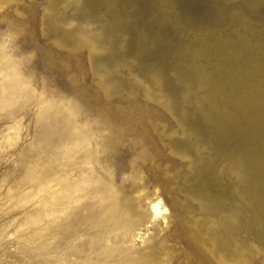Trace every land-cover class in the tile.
I'll use <instances>...</instances> for the list:
<instances>
[{
    "label": "rangeland",
    "instance_id": "obj_1",
    "mask_svg": "<svg viewBox=\"0 0 264 264\" xmlns=\"http://www.w3.org/2000/svg\"><path fill=\"white\" fill-rule=\"evenodd\" d=\"M262 59L264 0H0V264H264Z\"/></svg>",
    "mask_w": 264,
    "mask_h": 264
},
{
    "label": "bare ground",
    "instance_id": "obj_2",
    "mask_svg": "<svg viewBox=\"0 0 264 264\" xmlns=\"http://www.w3.org/2000/svg\"><path fill=\"white\" fill-rule=\"evenodd\" d=\"M229 9V8H228ZM228 11H235V10H228ZM237 11V10H236ZM240 12V11H239ZM240 13H242V12H240ZM244 16H246V15H244ZM247 17V16H246ZM246 53H256V50H255V48H251L250 50L248 49V50H246L245 51ZM262 60H264V59H262ZM256 61H258V60H255L254 62H256ZM254 62H252V63H254ZM153 209L156 211L157 209H158V205H154L153 206ZM237 257V256H236Z\"/></svg>",
    "mask_w": 264,
    "mask_h": 264
}]
</instances>
